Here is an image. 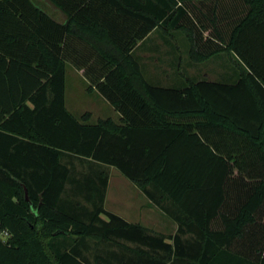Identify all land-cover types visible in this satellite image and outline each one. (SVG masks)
<instances>
[{"label": "trees", "instance_id": "16d2710c", "mask_svg": "<svg viewBox=\"0 0 264 264\" xmlns=\"http://www.w3.org/2000/svg\"><path fill=\"white\" fill-rule=\"evenodd\" d=\"M98 1L51 0L66 25L0 0V264H264V0H110L117 53L76 41L121 118L91 123L66 107L67 51ZM159 27L189 37L193 62L233 55L230 82L150 84L133 52ZM110 167L174 235L106 210Z\"/></svg>", "mask_w": 264, "mask_h": 264}, {"label": "crops", "instance_id": "0c3cea01", "mask_svg": "<svg viewBox=\"0 0 264 264\" xmlns=\"http://www.w3.org/2000/svg\"><path fill=\"white\" fill-rule=\"evenodd\" d=\"M34 2L56 22L66 25L72 23L71 16L51 2V0H34ZM108 2H110V0H100L97 3L94 2L92 9L85 13L81 19L80 23L82 24V27L84 26L83 29L77 28L75 24H72L73 37L75 38L70 39V45H72L73 42L76 47H71L67 51L66 107L68 95L67 91L69 90L70 94L72 88H79L81 90L80 97L82 98H100L106 103L107 112H109L108 114H99L98 118L95 119L96 122L109 118L119 121L121 117L119 113L113 108V106H111L97 92L87 77L86 71L91 69V66H95L97 64V57L90 47L85 46L81 42L78 43V40L76 41V37L85 39L106 53H117L114 46L110 43L102 24L104 21L103 17L106 14L111 13V6L108 4ZM75 11L76 10H74V12ZM73 15L75 14H72V16ZM190 51V39L185 33L178 31H168L159 27L149 34L145 40L139 42L133 53L140 63V67L145 79L150 84L162 88H184L190 83V81L199 79L198 75L200 63L193 62L190 59ZM76 61L80 62L75 63ZM227 62H229V59L226 56H220L217 59L210 61L209 64H212L213 67L211 72L218 70L219 73L216 75L217 77H215V79L208 80L217 82H230L229 79L232 74V68L229 63L226 67ZM85 114L89 115L88 119H90V121L91 119H94V116L91 112H86ZM125 179L128 180L127 178ZM128 181L130 183H125L122 181L118 183L120 184V187L115 190V192H111L114 195L112 194V203L110 204L109 199L111 193L109 179V186L105 199L106 210L122 217L129 223L140 224L152 232L157 230L151 228L146 219L152 214L157 215L158 213V215L164 219L160 222L161 227L163 225L172 226L175 230L172 234L174 235L178 229V225L156 206H154L134 183H132L130 180ZM124 187H127L129 191L126 192ZM118 190H120V192L122 191L123 193L125 191L124 196L121 195ZM161 230L162 228H160V231ZM160 234L168 236L164 233Z\"/></svg>", "mask_w": 264, "mask_h": 264}, {"label": "rangeland", "instance_id": "374dc122", "mask_svg": "<svg viewBox=\"0 0 264 264\" xmlns=\"http://www.w3.org/2000/svg\"><path fill=\"white\" fill-rule=\"evenodd\" d=\"M229 59V62H227L226 67L229 65L231 66V68L235 70L236 67V58L233 55H229L227 57ZM213 67L212 64L209 63H202L199 66V78L203 79V78H207V79H215V77H217L216 75H218L219 71L215 70L214 72H211ZM236 73V72H235ZM234 75V74H233ZM231 79V78H230ZM69 86V85H68ZM67 108L75 115V116H83L86 112H91L92 115L94 116V119H91V123H95L96 120L98 118L99 114H105L107 112V105L105 102H103L100 98H94V97H80L81 95V90L79 88H72L71 93L69 94V90L67 91ZM75 171L76 172H81L82 170L88 168V166H83V165H79L78 163H75ZM110 193L111 192H115V190H117L120 187V183L125 182V183H130L128 180H126L121 174L120 172L115 169L110 167ZM119 181V182H118ZM112 189V190H111ZM124 190L126 192H128L129 190L127 189V187H124ZM120 190H118V192H120L121 195L124 196L125 194ZM113 193L110 194V204L112 203V195ZM112 195V196H111ZM155 212V211H154ZM156 213V212H155ZM147 223L149 224V226L151 228L156 229L157 233H164L167 235H172L174 233V228L170 225L166 226L163 225L161 227L160 222L164 219H162V217L160 215L152 214L149 218L146 219ZM160 228H162V230L160 231Z\"/></svg>", "mask_w": 264, "mask_h": 264}]
</instances>
